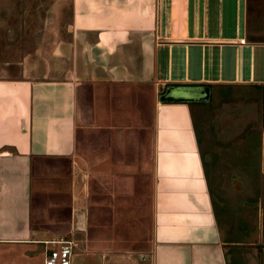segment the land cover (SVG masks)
Masks as SVG:
<instances>
[{"label":"crops","instance_id":"obj_1","mask_svg":"<svg viewBox=\"0 0 264 264\" xmlns=\"http://www.w3.org/2000/svg\"><path fill=\"white\" fill-rule=\"evenodd\" d=\"M66 31L57 77L0 76V264H30L34 246L44 257L58 209L83 230L141 200L147 222L131 229L149 264H227L191 104L158 98L264 86L246 0H70Z\"/></svg>","mask_w":264,"mask_h":264},{"label":"rangeland","instance_id":"obj_2","mask_svg":"<svg viewBox=\"0 0 264 264\" xmlns=\"http://www.w3.org/2000/svg\"><path fill=\"white\" fill-rule=\"evenodd\" d=\"M246 4L248 38L264 42V0ZM69 18L70 0H0V76L28 70L36 78L57 77L66 66L57 45L68 39ZM190 111L221 239L229 242L223 245L226 262L264 264V86H214L209 101L191 104ZM143 204L133 216L131 206L118 217L89 214L83 230L75 226L79 219L70 223L67 211L58 209L50 238L75 243L73 264H149L145 233L131 229L147 222ZM31 252L30 264H42V248ZM19 260L13 256L10 264Z\"/></svg>","mask_w":264,"mask_h":264},{"label":"water","instance_id":"obj_3","mask_svg":"<svg viewBox=\"0 0 264 264\" xmlns=\"http://www.w3.org/2000/svg\"><path fill=\"white\" fill-rule=\"evenodd\" d=\"M208 86L167 87L159 96L161 103L204 104L209 101Z\"/></svg>","mask_w":264,"mask_h":264},{"label":"built area","instance_id":"obj_4","mask_svg":"<svg viewBox=\"0 0 264 264\" xmlns=\"http://www.w3.org/2000/svg\"><path fill=\"white\" fill-rule=\"evenodd\" d=\"M46 247L42 264H73L75 243L68 239H54L42 242Z\"/></svg>","mask_w":264,"mask_h":264},{"label":"trees","instance_id":"obj_5","mask_svg":"<svg viewBox=\"0 0 264 264\" xmlns=\"http://www.w3.org/2000/svg\"><path fill=\"white\" fill-rule=\"evenodd\" d=\"M215 86H217V85H215ZM220 86H223V87H236V86H238V85H236V84H226V85H220ZM209 87V89L211 90L214 86H208ZM190 114H191V111H190ZM191 120H192V117H191ZM192 125H193V132H194V136H195V141H196V144H197V150H198V153H199V157H200V161H201V166H202V169H203V174H204V178H205V182H206V184H207V189H208V192H209V197L211 198V206H212V210H213V215H214V217H215V221L217 222V223H219L218 222V219H217V214H216V211H215V208H214V204H213V201H212V196H211V192H210V189H209V181H208V175H207V170H206V165H205V162H204V160H203V153H202V151H201V149H200V141H199V138L197 137V135H196V132H195V128H194V124H193V120H192Z\"/></svg>","mask_w":264,"mask_h":264}]
</instances>
